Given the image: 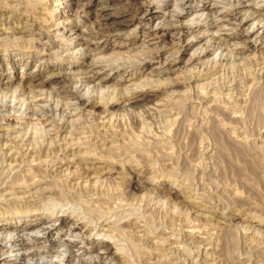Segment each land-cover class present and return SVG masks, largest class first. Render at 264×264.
Listing matches in <instances>:
<instances>
[{
	"label": "bare ground",
	"instance_id": "6f19581e",
	"mask_svg": "<svg viewBox=\"0 0 264 264\" xmlns=\"http://www.w3.org/2000/svg\"><path fill=\"white\" fill-rule=\"evenodd\" d=\"M255 1L256 0H143L134 2L135 7L131 10L126 9L119 11L118 7H115L111 0H23L22 4H20L18 0H0V48L3 46L4 51L7 53V48L12 42V45L18 46L19 49L17 50H20V54H23V52H29V55L32 54V56H35L40 52L47 51L49 56L59 60V63H56V66H51L45 76L39 80L38 78L42 75L43 71L38 69L36 77L33 78L37 68V65L35 66L33 75H31L29 81L30 91H26L28 93H25V86H22L21 88H24L23 91L18 87L12 91L13 101L18 98L15 104L25 105L24 112L27 109H32V111L35 112L36 106H40V103L43 104L46 102L47 104L44 105L46 106V111L50 112V115H47L46 118L42 117L41 120L47 122V125L41 127H37L36 125L33 127H25L24 125L27 122L24 121L16 127L11 123L12 119L9 117H7L5 125L0 123V234H13V232L19 228L17 220L23 216L26 218L27 216L33 217L27 224L28 226L32 227V222L35 221L36 223L34 225L42 227V230L45 231L44 233L51 235L55 234V232H53L54 228L50 227L51 221L53 220L51 215L44 213L46 202L52 198L59 200L62 199V202L63 200H72L82 204L87 210L86 212H92V214L89 215L90 218L86 217L82 219V217L74 215L75 217L72 218L71 222L74 224V232L83 233L85 235L90 233L91 235L97 228L98 224V235L101 234L103 237L106 236L111 239V237L114 238V236H119L117 233L126 234L128 240L131 242L130 248L133 250V253L135 252L134 256L136 253L138 255L137 261L135 258L137 264H207L208 255L212 253L210 256L213 257V252L216 253V247L211 248L210 246L204 245L200 254L201 262L199 263L197 260L191 261L193 258L188 260V256L185 258L184 251L182 253V249L177 243L176 245L174 243L173 245H169V242H167L168 245H164V242H166V239H164L166 237L165 235V237L160 236L162 240L164 239L163 241L157 240L155 235L156 239L153 238V240H151L149 238L151 241L149 242L148 237L150 234L148 235V233L150 231L148 230L149 232L147 233L145 231L146 229H143V224V228L137 229L138 225L136 222L140 221L134 219L136 216L134 218H132L133 216L129 217L123 222L122 225L128 227V230H125V228L123 229L124 226H118L116 224L117 222L110 221L112 219L108 220L109 216L107 215H110L109 213L113 211V206H115L116 203L118 204L122 199L119 198L120 200H118L117 198V202H112L114 196H111V191L113 190H109V188L113 186V182L111 181V183L109 182L110 184L107 185L103 182V177H109L108 175H110L114 169L116 171V168L119 166L122 169L121 171H117L121 174L119 178L120 181L121 179H127L126 176L129 172L127 171L126 166L130 162V159L134 158L132 157L133 151L143 149L140 147L142 145L139 146L137 142V138H139L138 135L125 138L126 136H123L127 134H124L123 132L124 135L122 136V133H118L117 129L114 127L116 112L112 111L111 107L115 104L116 98L118 97L129 99V101L125 103L126 106L140 107L142 105H147L162 113L161 115L166 117L164 120L165 123L169 124L170 121H172L171 123L175 122L176 120L173 121L174 117L172 116L174 111L171 112V108L169 109V107L165 105L164 98L161 96L163 94L168 96L169 89L177 84L190 83V81H187L184 77L185 74L191 71V78H195L197 82L202 79V81L197 84H205L203 83V80L207 79L208 81V78L213 77L211 74L215 75L213 78H216L219 71L224 70L220 67L221 69H219V71L215 70L211 72V74L204 72L210 62V56L214 55L218 49L224 47L223 50H227L231 54L241 55L247 51L250 53L252 51L256 52L257 49H264V40H262V35L264 34V11H262L264 0L259 1L262 3L260 6H257L259 2L254 4ZM127 3L128 1L126 0V4ZM59 5H63L65 9L67 8V12L65 13L64 10L63 13H61ZM153 7H155L154 10H152ZM158 8L159 10H157ZM91 10L95 11L93 13L95 14V22L93 19V23L89 26L86 22L89 18L88 13ZM80 11L85 12V19L83 20L80 17ZM160 18L163 21L158 20ZM20 24L22 27L19 26ZM153 24L154 27H152ZM260 24L262 25L259 26ZM195 26H199L204 30H194ZM147 27H152L153 36L150 41L156 40V42L149 41L150 46L146 49H142L143 53H147V58L142 54L145 58L138 62L131 60L129 53V56L126 57L125 61H123L124 57L116 56L126 48L125 44L123 42H115L111 45L109 40L112 38L117 39L122 35H136L140 30L144 33V30ZM220 30H225V32L219 33ZM18 33L24 35L27 34L29 35V38H26L22 34L19 35ZM165 37L171 39V41H168L170 44L167 42L166 45L158 47L157 41H159V39L164 40ZM42 39L46 40L42 42ZM203 40H205V42L203 45L199 46ZM232 41L234 44H231ZM52 44H56L57 49L52 50ZM239 44L242 45L239 47ZM194 47H196L195 51L189 55L188 60L183 64L182 56L187 53L189 49H194ZM113 55L115 57H113ZM248 55L252 57V54ZM161 58H163V61ZM79 59H82V61H79ZM61 60H64V62H61ZM251 60H253V58ZM151 62H156L159 65V68L162 69H155L156 71L153 70L144 74H134L142 66ZM85 64L86 67L81 69L82 65L85 66ZM252 64L251 61V65ZM243 65L241 66L243 67ZM74 66L80 67L76 68V70H72ZM120 67L122 68L120 69ZM128 67H131V76L124 77L123 73H119V71L125 70ZM244 67L245 68L243 69H246L248 65H244ZM213 68L214 67H212V69ZM257 68L262 72L263 67ZM257 68L255 69L256 71ZM178 70L179 72H176ZM104 71L116 72L120 79L108 78L107 74L102 75V72ZM165 71L179 73V77L176 79L170 77H167L165 80L160 79L159 77L161 73ZM242 71L245 72V70ZM259 71L257 72L259 73ZM53 82L61 85H56V87L52 88V86L50 87L49 85ZM74 82L88 87H91L90 85L92 84V89L91 91H88L89 88L84 90L85 87L83 89L80 87L77 88L76 86L73 87ZM2 84L9 83L2 82ZM213 84L216 83L213 82ZM145 85H149V89H143L144 91L141 96L135 95L137 94L136 92L142 89ZM48 90L52 92L50 95L51 99H49L50 96L47 97L45 94ZM16 92H18L19 96H17ZM72 100L74 101L73 110L78 112L76 114H69L68 116V113L66 115L64 111L72 105L70 104V101ZM172 101L175 103L177 100L174 101L172 99ZM59 104L61 105V109L63 107L61 110L62 114L58 113V115H60L56 117L53 113L57 114V106ZM52 105H54V107H52ZM97 109L99 111L102 109L101 113H95ZM84 111L88 113L93 111V115L97 114V117L93 118L92 116V119L98 123V125H96L99 132L94 130L93 133L90 129H87L88 127L85 126V122L91 118H86V120L84 118ZM176 115L178 116L179 114ZM17 122L18 121H16V123ZM39 124L42 125L41 123ZM139 124L143 125V123ZM167 127V124L161 126V128H159L161 131L159 132L162 134L153 133L155 135L151 139L157 140L160 138L161 140V137L158 135H167ZM93 128H91V130ZM143 128L145 127L142 126L141 129ZM151 128H153V126ZM147 129L149 130V128ZM146 134L147 133H145V135ZM147 137L149 138L151 136H148L147 134ZM142 138H144V136ZM145 139L146 142L147 138ZM140 142L145 143L143 139ZM159 143L161 142H158V144ZM149 144H151V141ZM149 144L147 145L149 146ZM151 147L153 146L151 145ZM146 158H148V156ZM129 165L131 166V164ZM153 165L155 166V163ZM150 166L152 167V165ZM157 172L159 173V171ZM115 183H117V179L115 180ZM117 193L114 194L117 195ZM167 196L171 197L170 191H168ZM124 198H126V196ZM140 202L139 205H141ZM147 202L149 205H147V207H150L151 205L149 204V201ZM118 208L119 207H117V209ZM144 209L145 208H143V210ZM47 210L48 209H46V211ZM162 210L160 211L158 209L159 214H162L163 219H161L162 221L159 220L165 223V225L166 223H169L171 224L170 226H173V224H176L177 226L176 221H179L180 223L184 221V218L182 220H179L178 218L177 220L176 217L179 216L178 214L176 217L174 214L173 216L172 213L169 216V213L167 212V216L165 210L163 212ZM132 211L133 210L131 209V212ZM147 213L150 212L148 211ZM69 214L72 215L73 212L66 214V217L65 215L58 216V213L56 216L55 214L53 216L55 217V220L67 221V219H71ZM143 214L144 213H142V215ZM140 215L141 214H139L138 217ZM148 215H152V213ZM155 215L153 214V216ZM160 215L159 218H161ZM1 217L4 218L5 222H1ZM141 217L142 216H140V218ZM156 221H158V219H156ZM186 222L188 223V219ZM146 223L148 222L146 221ZM180 223H178V225H180ZM41 224H43V226H41ZM170 226L169 228L171 229ZM182 231L183 230L181 229L180 232L183 233ZM192 231L186 228L184 229V233L187 232L191 235L193 233ZM160 233L162 232L160 231ZM172 239L175 241L174 238ZM27 240L28 239L26 238V240L16 241L17 245L21 247L19 249H24L26 252L28 249H31V242H28ZM169 241L172 243L171 240ZM12 242L15 241L0 239V251H3V249ZM38 242L35 240L33 244ZM115 248L117 249L116 251H121L119 247ZM39 251L38 248H35V250L33 249L30 253L27 252V254L34 257L35 255H39ZM123 252L124 250L122 249L121 253L123 254ZM5 253L6 252L0 254V264H27V262L23 260L24 257L22 258L20 256L19 259L11 258V256L9 257V255H5ZM121 253L120 255H122ZM127 254L123 260L125 259L124 262L128 261V264H132L133 258L130 261V254ZM217 254L215 255L218 256ZM68 259L69 258L62 262L54 263V261H52V263L46 262L43 264H66ZM88 262L85 260L82 264H93ZM213 263L214 260L212 263L210 262V264Z\"/></svg>",
	"mask_w": 264,
	"mask_h": 264
},
{
	"label": "rangeland",
	"instance_id": "374dc122",
	"mask_svg": "<svg viewBox=\"0 0 264 264\" xmlns=\"http://www.w3.org/2000/svg\"><path fill=\"white\" fill-rule=\"evenodd\" d=\"M18 1L20 2V4H22L23 2V0ZM111 1L115 7H118L119 11H123L126 9H133L135 7L134 2L143 0H127V4L126 0ZM259 1L260 0H256L254 4ZM260 4L262 3L259 2L257 6H260ZM59 8L61 13H63L64 10L66 13L68 10L67 8L65 9L63 5H59ZM154 9L155 7H153L152 10ZM157 10H159V8ZM262 11H264V6L262 7ZM94 12V10H91L88 13L89 18L87 19L86 24H89V26H91V24L93 23V19L95 16V14H93ZM84 13L85 12L80 11V17L82 20L85 19ZM158 20L162 19L160 18ZM261 25L262 24H260L259 26ZM19 26L22 27L21 24ZM152 27H154V24ZM152 27L145 28L144 33H142L143 31L140 30L136 35H122L117 39L112 38L111 40H109V43L111 45H113L115 42H123L125 44L126 48H124L121 53L116 56L124 57L123 61H125L126 57L130 55L131 60L138 62H140V60L144 59L145 57L147 58V53H143L142 49H146L148 46H150V42H156V40L150 41L153 36ZM194 30L200 31L204 29L199 26H195ZM224 32L225 30L219 31V33ZM18 34L21 35L22 33ZM24 36L26 38H29V35L27 34H25ZM262 38L261 39L264 40V34L262 35ZM45 40L46 39H42V42ZM168 41H171L169 37H165L164 40L159 39V41H157V45L158 47H161L163 45H166ZM204 42L205 40H203L199 46L203 45ZM168 43L170 44V42ZM231 44H234V42L232 41ZM241 45L242 44H239V47ZM3 48V46L2 48H0V123L2 125H5L6 119L7 117H9L10 119H12L11 123L16 127L24 121L27 122L24 125L25 127H33L34 125H36L37 127H41L43 125L46 126L47 122H44V120H41V118H46L47 115H50V112L46 111V106L44 105L47 103H40V106H36L35 112H33L32 109H27L24 112L25 105L15 104L18 98L13 101L12 91L17 89V87L21 89L22 86H25V93H28L30 91L29 81L31 75H33L35 66L37 65V68L33 78L36 77L38 69L40 71H43L42 75L38 78L39 80L40 78H43L45 76L51 66H56V63H59V60L49 56L47 51L40 52L35 56H32V54L29 55V52H23V54H20V50H17L19 49L18 46L12 45V42L11 45H9L7 48V53ZM51 48L52 50L57 49L56 44H52ZM195 48L196 47H194V49H189L187 53L182 56L183 64H185V61L188 60L189 55H191V53L195 51ZM223 48L224 47L218 49L214 55L210 56V62L207 65L206 70L204 71L207 74H211V72L215 70L219 71V69L222 68L224 70H220L217 74L219 77L216 76V78H213L215 75L211 74V76L213 77L208 78V81L207 79L203 80V83L205 84H197L202 81V79L198 80L197 82L195 78H191L192 72L190 71L184 75V77L187 79V81H190V83L185 82L186 84H177L170 89L168 87V96L164 94L161 96L164 98L165 105L168 106L169 109L171 108V112L174 111L172 116L174 117L173 121H176L173 123H171L172 121H170V126L168 123L164 122L166 117L161 115L162 113H160L158 110L152 109L147 105H142L140 107H132L129 105L126 106L125 103H127L129 99L119 97L116 98L115 104L111 107V110L116 112L114 127L115 129H117L118 133H122V136L124 134L128 135H124L123 137L126 136L125 138H129L133 135H138L140 141L143 139V141L145 142V138H147L148 141V139H151L156 133H160L159 131H161V129L159 128H161V126L165 124H167L168 126V132L166 133L167 135L164 134V136L158 135L163 141L158 138L159 141L158 139H149L148 143L147 141L145 143H142L139 141V138H137L139 146L142 145L140 147L143 149L133 151L132 157L134 158L130 159V162L126 166L127 171L129 172V174L126 176L127 179H121L120 181L119 178L121 174H119L117 171H121L122 169L119 166L116 168V171L114 169V171L111 172L110 175H108L109 177H103V182L107 185H109L111 181L113 182V186L110 187L111 189L109 188V190H113L111 191V196H114L112 198V202H117L120 199L123 200H120V202H118V204L116 203V205L113 204L115 205L113 206V211L109 213L110 215L107 216H109L108 220L112 219L110 221H113L115 223L117 222L116 224L118 226H124L122 224L125 220H127V218L132 216V218H134L136 216L134 219L136 221L137 219L138 221H140L136 222L139 226H137V229L144 227L143 229H146L145 231L147 233L149 231L152 232L148 233V235L150 234L148 237L149 242H151L150 239L153 240V238L156 239L157 237V240L161 241L166 239L164 245H168L167 242H169V245H173V243L176 245L177 243V245L181 247L182 253L184 251L185 258H187V256L190 258H187L188 260H191V258H193V260L191 261L197 260L199 263L201 262L200 254L202 248L205 245L210 246L211 248H217L215 251L216 253L213 252V257L216 258L210 256L212 253L208 255L207 262L209 264L210 262L212 263L213 260L215 264H264V49H257L256 52L252 51L250 53L249 51H247L241 55L231 54L227 50H223ZM142 54H144L145 57L142 56ZM248 54H252V57H250ZM113 57L115 56L113 55ZM252 58L253 60H251ZM161 59L163 61V58ZM64 60H61V62H64ZM79 61H82V59H79ZM251 61L253 63L252 65ZM239 62L241 65H248V67H246L247 70L243 69L245 68L244 65L242 67ZM211 66L214 68L212 69ZM239 66H241L242 68ZM78 67L80 66H74L72 70H76V68ZM85 67L86 64L85 66L82 65L81 69H84ZM257 67H263L262 72L259 71ZM121 68L122 67H120V69ZM130 68L131 67H128L125 70L119 71V73H123L124 77L131 76L132 70ZM256 68L259 73L255 70ZM155 69L158 70L162 68H159V65L156 62H151L145 64V66H142L134 74L138 75L149 73L153 70L156 71ZM242 70H245V72ZM223 71L225 74L223 73ZM165 72L161 73L159 77L160 79L165 80L167 77L176 79L177 77H179V73H174L171 71ZM176 72H179V70ZM106 74L108 78L120 79L118 78L119 76L116 72H102V75ZM2 82H6L9 84H2ZM213 82L216 84H213ZM56 85L59 86L61 84H56V82H53L49 86H52V88H54L56 87ZM75 86L77 88L80 87L81 89L85 87L84 90H86V88H89L88 91H91L92 89V84L90 85L91 87H88L74 82L73 87ZM23 89H21V91H23ZM143 89H149V85L143 86L142 89L138 91L136 90L137 94L135 95L141 96L144 91ZM51 93L52 92L48 90V92L45 94L48 97L51 95ZM16 94L17 96H19L18 92H16ZM49 99H51V96L49 97ZM172 99L174 101H177L173 103ZM60 104L57 106V114L53 113L56 117L62 114L61 110L63 109V107L61 109ZM70 104L72 105L66 109V111L69 112L64 111L66 115L68 113V116L69 114H76L78 112L73 110V100L70 101ZM52 107H54V105H52ZM101 111L102 109L100 111L97 109L95 113H101ZM58 113L60 114L58 115ZM88 114L90 117L88 116ZM176 114L179 115L177 116ZM92 116L93 118H95L97 117V114L93 115V111H90L89 113L84 111V118H91L85 122V126L88 127V130L90 129V131L94 133V130L98 131V123H96V121L92 119ZM16 121L18 122L16 123ZM39 123L43 124L40 125ZM139 123H143V125ZM142 126L145 128L141 129ZM152 126L153 128H151ZM91 128H93V131L91 130ZM147 128H149V130ZM145 133H147L148 136L151 137L148 138L147 134L145 135ZM143 136L144 138H142ZM150 141L151 144H149ZM158 142L161 143L158 144ZM147 144H149L150 147ZM145 145H147L148 147ZM151 145L153 147H151ZM144 153H146L147 155ZM147 156L148 158H146ZM154 163L157 169L153 165ZM129 164L133 166L131 167ZM150 165H152V167ZM156 170L159 171V173ZM116 174H118L119 176ZM116 179L117 183H115ZM184 181L186 182V184ZM116 189L119 194L117 193ZM168 191H170L171 197L167 196ZM114 193H117V195H115ZM125 196L126 198H124ZM117 198L118 200H116ZM135 198L137 203L135 201ZM147 201H149V204L151 205L150 207H147ZM75 202L72 200H63L62 202V199L59 200L54 198L49 199L46 202L45 208L48 210L46 211V209H44V213L51 215V218L53 219L51 221L50 227L54 228L53 232H55V234L52 235L44 233L45 231L42 230V227H37L36 225H34L36 223L35 221L32 222V227L28 226L27 224L33 217L27 216L26 218L23 216L22 218L17 220L19 228H17V230L14 231L13 234H0V239L15 241L9 243L8 246L3 249V251H0L2 252L0 254L6 252L5 255H9V257L11 256V258L17 259H19L20 256L22 258L24 257L25 259L23 258V260H25L27 264H43L46 262L52 263V261H54V263L62 262L67 258L69 259L66 264H68L69 262V264H82V262H85V260L86 262L89 261L93 264H126V262L128 264V261L124 262L125 259L123 260L128 252L127 255L130 254V261L133 258L132 264H137L136 261L138 260V255L136 253L137 256H134L135 252L133 253V250L130 248L131 242L130 240H128L126 234L117 233V235L119 236L116 235L117 237L114 236V238L111 237V239L110 237H103L101 234L98 235V224L97 228L91 235L90 233L85 235L83 233L74 232V224L71 223L72 218L75 217L74 215H77L78 217H82V219H84L86 217L90 218L89 215L92 214L91 211L86 212L87 210L85 209V207H83L82 204H80L79 202ZM139 202L141 205H139ZM116 206L119 208L117 209ZM143 208L145 209L143 210ZM131 209L133 210L132 212ZM158 209L160 211L164 209L166 215L169 213V216L171 215V213L172 215L174 214L175 217L178 214L181 218L177 215V220L178 218L179 220H182L184 218L183 220L186 222L188 219L189 224L187 222L185 224L184 221L182 223L176 221L177 226L176 224H173V226L175 227L170 226L171 224L169 223H166V225H168L166 226L165 223L161 222L163 220L162 214H159ZM146 210L150 213H147ZM164 210H162V212ZM128 211L131 213H129ZM67 212H73L72 215L69 214V216H71V219H67V221L55 220V217L53 216L54 214L56 216L58 213V216L65 215L66 217V214H68ZM142 213L144 214L142 215ZM151 213L152 215H148ZM137 214H141L140 216L142 217H138ZM153 214H156L155 216L158 218L153 216ZM159 215L161 218H159ZM150 218L152 219V221ZM154 218L158 219L159 223ZM1 219V222H5L4 218L1 217ZM159 219L162 220L160 221ZM146 221L148 223H146ZM178 223H180V225H178ZM182 224L184 227L189 225L190 228L189 226L185 228L191 231L193 230L192 232L194 233V235H196L194 236L193 233L192 235L188 234L187 232L184 233L185 228L182 226ZM151 225L153 226V228ZM41 226H43V224H41ZM169 226L172 230L169 228ZM124 228L125 230H128V227L124 226L123 229ZM181 229L183 230V233L180 232ZM160 231L162 233H160ZM160 236H164L165 238L162 240ZM26 238L28 239V242H31L32 246L31 249L27 250V252L30 250L33 251V249L35 250V248H38L40 250L39 255H35L34 257H32L31 255L29 256L27 254L26 250L19 249L21 247L17 245L16 241H22L24 239L26 240ZM172 238H174L176 242ZM35 240L39 242L33 244ZM169 240H171L172 243H170ZM114 241L120 243H115ZM127 246L129 247V249ZM115 247H119L121 251H116L117 249ZM122 249L125 252H123L124 255L121 253ZM119 252L122 255H120ZM215 254H217L218 256H216Z\"/></svg>",
	"mask_w": 264,
	"mask_h": 264
}]
</instances>
